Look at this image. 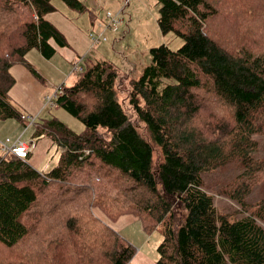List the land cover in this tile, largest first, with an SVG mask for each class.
<instances>
[{
  "label": "trees",
  "instance_id": "obj_1",
  "mask_svg": "<svg viewBox=\"0 0 264 264\" xmlns=\"http://www.w3.org/2000/svg\"><path fill=\"white\" fill-rule=\"evenodd\" d=\"M62 2L86 10L80 0ZM156 2L159 29L181 37L180 49L151 47L136 79L107 59L80 65L54 100L84 124L75 133L57 118L36 124L23 118L9 95L14 65L43 80L26 58L29 50L48 59L53 42L67 46L45 18L55 11L52 0H0V121L25 127L31 121L33 136H47L60 150L57 164L41 172L27 157L0 149V249L8 264L13 256L18 264H127L135 246L95 210L108 222L133 215L144 231L160 230L156 264H264V196L251 202L264 173L257 163L264 142V44L252 49L257 39L249 37L246 46L230 49L208 29L221 14L236 15L237 22L241 12L251 17L258 8L245 0ZM247 31L241 27L242 36ZM227 167L235 174L224 180L230 190L220 193L238 211L221 210L205 183ZM32 220L46 228L48 245L36 243L41 262L23 242Z\"/></svg>",
  "mask_w": 264,
  "mask_h": 264
},
{
  "label": "rangeland",
  "instance_id": "obj_2",
  "mask_svg": "<svg viewBox=\"0 0 264 264\" xmlns=\"http://www.w3.org/2000/svg\"><path fill=\"white\" fill-rule=\"evenodd\" d=\"M80 1L86 7V10L83 12H77L68 8L62 0H52L55 6V12H53L52 15L56 16L55 18L57 20L64 19L69 22L68 26H63L69 41H75L76 32L83 33L84 37L87 38L89 44L88 49L83 53H79L77 59H75H80V65L83 67L95 59H107L112 61L123 73H126L129 78L136 79L140 76L142 69L150 62L149 50L151 47L164 43L167 44L171 50L177 51L183 43L182 38L175 35L173 32L163 34L159 29L157 24L158 4L156 0ZM245 3H254L258 8L257 13L250 17L249 14H243L241 12L237 16V22H234L236 15L230 14V17H228L221 14L214 17L209 22L208 29L213 37L230 49H235L236 46L237 48L242 45L246 46L248 43L246 41H248L249 37H251L250 39L252 40L257 39L254 45L251 44L253 47L252 49L256 50L264 44V37L259 39L261 33L264 31V0H245ZM107 12L113 15L117 14L122 21L121 26L115 32L106 28V24L109 22V19L106 17ZM241 27L242 30L244 28L248 29L244 36H242ZM249 30L252 34L248 36ZM97 37L102 38L99 41H94L93 39ZM31 50L35 51L32 53H36L43 63L42 67H40L39 64L29 60L32 53L27 57L39 73V68L45 73L52 69L48 62L41 58L36 48H32ZM64 65L69 70V73L72 70V65L70 66L69 63L66 64L65 62ZM25 69L28 75L33 79L36 88H31L30 90L32 96H30L29 101H27L28 111L25 106L22 107L19 103L14 101L18 104L17 106L20 111L23 112L22 115L35 120V124L41 123L44 120L57 118L75 133L83 132L85 130L84 124L63 108L56 106L54 102V94L58 87L63 83L65 85H71L75 80L76 73H72L68 78L64 72L60 71L59 75L56 73V70H53V76H45L44 80H39L35 78L27 68ZM36 95H39V99H36ZM123 97L124 93H119L118 98L120 101H123ZM49 98L52 99V104L48 102ZM36 104L38 106L40 105V108H35ZM212 109H214L213 113L216 112L217 115L221 116V114L218 113V106ZM219 109V111H224V107L219 106ZM218 119H220V117H218ZM31 121L29 125L25 127L16 119L1 120L0 141H5L7 138L11 141L20 138L22 140L31 138V140L34 141L44 139V136H41L40 139L34 136L32 137L35 124L31 123ZM200 122H202L201 119L197 121V124ZM23 134L24 136L22 137ZM156 151L157 153L154 154L155 159L158 157V150L156 149ZM59 154L60 150L56 145L52 144L49 151L36 156L37 162L41 164L39 167L41 168L40 171L47 172L56 165ZM257 157V163L264 165V142L261 143L260 152ZM27 160L30 163V157H27ZM233 174H235V170L232 167H227L217 173L213 172L208 174L205 177V183L208 189L212 190L218 207L223 211H225L227 207H232L233 210L237 211L240 210L239 206L234 201L224 195L223 192L220 193L223 187L228 191L230 190L229 186H225L226 182H224V180L229 181L228 179ZM216 183H220L222 186L216 189L214 188ZM253 191L251 202L256 203L264 196V173L260 174L258 184H253ZM94 212L96 216H99L112 227L117 228V230L135 246L136 252L127 264H156L158 258L157 246L162 240L160 230L155 229L151 232L144 231L141 222L133 215H124L119 217L115 222H108L102 213L96 210ZM38 218L35 217V219ZM45 229L43 223L36 222L35 224L33 221V227L30 229L29 236L23 241L27 246L30 245L28 252H31L30 257L34 262H41L43 260L41 253L37 252L36 243L48 245V243L44 244L45 239L43 240V238L46 237L44 236ZM23 251H25L24 247ZM13 252L19 253L20 251L16 249ZM5 254L6 253H2V249H0V264H8L7 261L2 259ZM30 257H28L27 260H29ZM19 260L20 257L15 258L13 256L11 262L13 264H18Z\"/></svg>",
  "mask_w": 264,
  "mask_h": 264
},
{
  "label": "crops",
  "instance_id": "obj_3",
  "mask_svg": "<svg viewBox=\"0 0 264 264\" xmlns=\"http://www.w3.org/2000/svg\"><path fill=\"white\" fill-rule=\"evenodd\" d=\"M53 12H55V11H53ZM53 12H50V13L46 14L45 18L48 21H50L64 35V37H65V39L67 41V46H62V47L61 46H57L53 42V45L55 46V53L53 54V56H51L48 59L44 58L38 51V53L40 54L41 58L46 60L48 62V64L51 66V68H52L51 70H49L46 73L43 72L41 70V68H39L40 69V73L42 74V75L41 74L40 75L42 76L43 80H44L45 76L46 77L53 76V72H54L53 70H56L57 71L56 73L59 74V75H60V71L64 72L66 74V77L69 78V76L72 73H75V72H72V70H71L68 73L69 70L64 65V62L66 64L69 63L70 66L71 65L73 66V61H75V59H77L79 53L85 52L88 49V47H89L88 40H87L86 37H84L83 33L76 32L75 33L76 34L75 35V41L74 42L73 41H69L67 39V37H66L67 35L65 33V30L63 29V26H68L69 22L67 20H64V19H58L57 20L55 18L56 16L52 15ZM72 49H73V52H72ZM32 52H35V51H32V50L30 51L29 50L27 52V54H26V58L29 57V54L32 53ZM27 60H28V58H27ZM29 60L33 61L34 63L39 64L40 67H42V65H43V63L40 61V59H39L38 55H36V53H32V55H30V57H29ZM44 69H46V68H44ZM10 72H11L12 76L15 79V83H14V85L12 86V88L9 91V95H10V97H11V99L13 101H16V103H19L22 107L25 106L26 110H27V108H28L27 101H29V97L32 96L31 95L32 92L30 90H31V88H36V85H35L33 79L30 77V75H28V72L25 69V67L22 66V65H14L13 67L10 68ZM35 97H36V99L37 98L39 99V95H36ZM41 105H42V102H41ZM38 107L40 108V105L38 106L36 104L35 108H38ZM23 136H24V134L22 135V137ZM32 137H33V133H32ZM43 138L44 139H41L40 141H34L35 142V147H34L33 151L31 153H29V155H28V157H30V163L32 164V166L34 168H37L39 171L41 169V168H39L41 164H39V162H37L36 156L42 155V153L49 151V149H50V147L52 145V142H51L50 138H48L46 136H44ZM29 140H31V138H27L24 141H29ZM41 172H45V171H41ZM113 228L115 230H117V228H115V227H113Z\"/></svg>",
  "mask_w": 264,
  "mask_h": 264
},
{
  "label": "built area",
  "instance_id": "obj_4",
  "mask_svg": "<svg viewBox=\"0 0 264 264\" xmlns=\"http://www.w3.org/2000/svg\"><path fill=\"white\" fill-rule=\"evenodd\" d=\"M106 17L109 19V22L106 24V28L111 30V31H114V32L117 31L118 28L121 26V23H122V21L118 17V15L117 14L113 15L112 13L107 12ZM101 38L102 37H97V38H94L93 40L99 41ZM103 39H104V37H103ZM80 70H81L80 60H75L73 62V66H72V72H78ZM57 92L61 93V91L58 89H57L56 93ZM55 94H54V97H55ZM48 102L50 104H52V99L49 98ZM22 117L32 120V118H29L27 116L22 115ZM34 147H35L34 140L24 141L21 139H17V140L11 141L7 138L5 141H0V149L2 151L11 152L20 158L28 157L29 153H31L33 151Z\"/></svg>",
  "mask_w": 264,
  "mask_h": 264
}]
</instances>
